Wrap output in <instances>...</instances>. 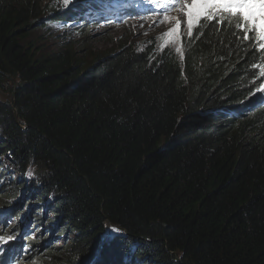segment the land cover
I'll return each instance as SVG.
<instances>
[{
	"label": "trees",
	"instance_id": "16d2710c",
	"mask_svg": "<svg viewBox=\"0 0 264 264\" xmlns=\"http://www.w3.org/2000/svg\"><path fill=\"white\" fill-rule=\"evenodd\" d=\"M110 1L0 0V153L21 174L0 204L24 188L31 208L0 228V264H264V52L216 23L182 52L128 30L91 63L29 40L137 13Z\"/></svg>",
	"mask_w": 264,
	"mask_h": 264
},
{
	"label": "rangeland",
	"instance_id": "374dc122",
	"mask_svg": "<svg viewBox=\"0 0 264 264\" xmlns=\"http://www.w3.org/2000/svg\"><path fill=\"white\" fill-rule=\"evenodd\" d=\"M75 2L76 0H70V3L68 5H66L63 2L64 7H70ZM181 16H184V14L181 9V6H179L178 15L175 12L174 14H170L167 16H164L162 14L160 15L159 18H154V19H150L149 17H136L129 21H123L118 24H115L116 26H114V28H111V26H113L111 24H101V25L94 26V27H91V26L85 27L83 25L82 26L83 29L81 33H70V30H69V33L64 32L65 29L67 28H65L66 26H64L63 24L53 25L50 28H44V29L35 27L33 29L32 34L30 35L29 40L35 41L36 43H38V48H42L41 50L45 52L56 50L65 42L75 41L77 42L75 44L76 47L78 48L77 53H79L80 55H84L85 60H87L88 63H91L93 61V58L97 54L115 49L117 45L121 41L124 40L123 38L124 34L126 35L127 33V35L130 36V34H128V30L132 31L130 38L135 39V40H140L146 36H150L152 34H157L160 32L164 34L175 26L176 20L182 21ZM166 17H168V19H166ZM105 27H108L109 29H105ZM125 30L127 31L125 32ZM180 31H181V28H180ZM85 35H87L88 37L86 40L83 41V39L85 38ZM74 37H77V38L74 39ZM177 40H179V36ZM179 50H180V47H179ZM0 98L3 100L9 99V93L6 91L0 90ZM0 159H1L0 168H3V170H5L6 168H9L8 172L9 173L11 172V174H5V171L2 172V170H0V176H3V177H0L2 178L0 180V186H2V184H3V187L9 186L10 180H13L14 183L16 184V182L20 180L21 174H19L13 169V164L10 161V158L8 156H4L2 153H0ZM24 193L25 191L23 188L16 198L11 199V202H13V205H15V207L12 208V214H13V219L16 221L17 226H18L17 216L19 213H21V211H22V218H20L19 221L21 222L24 221L27 224L28 221H26V219L27 220L30 219V217L25 218L26 214H28L27 212L30 211L31 208L27 209L28 201ZM35 207L38 209V208L43 207V205L39 204V205H35ZM9 209L11 210V208ZM9 209H7L6 207L0 204V228L3 227L7 223L6 225L7 231L12 229L14 225V223H11V220L9 219V217H11L12 214H10L7 217V212L10 211ZM39 212L41 215L47 216L46 220H51L50 218H53V214L46 211L45 208L41 209ZM33 221H34V218L31 220L30 225H34ZM37 228H39V226L37 227L36 225L33 229H30L31 233L36 234V232L38 231ZM17 230H18V227H17ZM114 232L115 230L113 229L109 233V235L110 234L112 235ZM48 233L52 234L53 236V232L52 231L50 232L49 228L48 230H46V234ZM17 234L18 232H16V235ZM57 234L58 232H55L54 236L55 235L57 236ZM67 236L65 237V235H62V236L53 237V238L56 242H58L59 244L60 243L62 244L64 241H68ZM9 237H11V239H14L15 235L12 233L10 235H7L6 238L4 239V242H7L9 240L8 239Z\"/></svg>",
	"mask_w": 264,
	"mask_h": 264
},
{
	"label": "snow or ice",
	"instance_id": "6c2138e0",
	"mask_svg": "<svg viewBox=\"0 0 264 264\" xmlns=\"http://www.w3.org/2000/svg\"><path fill=\"white\" fill-rule=\"evenodd\" d=\"M149 2L157 4L161 3V0ZM64 3L68 5L70 0H64ZM180 6L186 17L189 37L193 35L194 29L199 31L206 23L209 26L216 23L240 32L243 40L253 45L251 51L257 54L264 52V0H180ZM161 7H164L163 3ZM180 28L181 21L176 20L175 26L164 33L165 37L172 38L169 43L176 42ZM258 91L264 93V85H261ZM29 175H32L31 171ZM3 240L4 237H0V241Z\"/></svg>",
	"mask_w": 264,
	"mask_h": 264
},
{
	"label": "clouds",
	"instance_id": "9594fccd",
	"mask_svg": "<svg viewBox=\"0 0 264 264\" xmlns=\"http://www.w3.org/2000/svg\"><path fill=\"white\" fill-rule=\"evenodd\" d=\"M180 6V0H175V3H173V0H169L168 3H166V8L163 11H160L159 6L155 5L154 8H152L149 11H146L144 13H142L141 10L137 11L136 15L132 18H130L129 20L136 18V17H149L150 19H154V18H159L160 15H170V14H174L176 12V14L178 15V7ZM181 31L179 30V40H176V44L178 45V48L180 47V52H182L183 48H182V39H183V32L187 31V25H186V19L184 16H181ZM129 20H123V21H129ZM123 21H117L115 23H110L111 25H115L118 24L120 22ZM169 31V30H168ZM150 36H156L157 37V41L160 40V42L158 43V46L160 47V49H163L166 46L175 44V43H169L168 41L170 40V37H165L163 33H157V34H152ZM149 37V36H146ZM144 37V38H146ZM143 38V39H144ZM260 75L263 77V82L261 85H264V61L260 62ZM260 85V87H261ZM259 87V88H260ZM255 87H253V91H254ZM257 92L260 94V96L264 97V93L258 91ZM10 210V209H9ZM10 212V211H9ZM9 212H7V217L9 216ZM6 225V224H5ZM4 225V226H5ZM7 242L1 241L0 242V251L2 250L3 246L6 244Z\"/></svg>",
	"mask_w": 264,
	"mask_h": 264
},
{
	"label": "bare ground",
	"instance_id": "6f19581e",
	"mask_svg": "<svg viewBox=\"0 0 264 264\" xmlns=\"http://www.w3.org/2000/svg\"><path fill=\"white\" fill-rule=\"evenodd\" d=\"M97 8V7H96ZM98 9V8H97ZM94 12H100L99 10H94ZM100 13H102V11L100 12ZM138 263V262H137Z\"/></svg>",
	"mask_w": 264,
	"mask_h": 264
}]
</instances>
